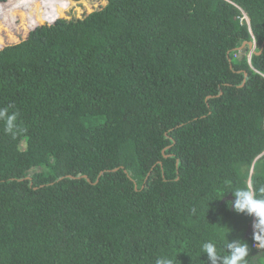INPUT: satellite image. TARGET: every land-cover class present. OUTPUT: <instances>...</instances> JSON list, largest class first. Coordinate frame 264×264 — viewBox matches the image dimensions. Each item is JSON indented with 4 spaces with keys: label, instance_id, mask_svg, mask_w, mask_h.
<instances>
[{
    "label": "trees",
    "instance_id": "16d2710c",
    "mask_svg": "<svg viewBox=\"0 0 264 264\" xmlns=\"http://www.w3.org/2000/svg\"><path fill=\"white\" fill-rule=\"evenodd\" d=\"M103 1L0 2L37 25L0 72V264H210L233 239L264 264L228 203L264 195V0Z\"/></svg>",
    "mask_w": 264,
    "mask_h": 264
},
{
    "label": "clouds",
    "instance_id": "9594fccd",
    "mask_svg": "<svg viewBox=\"0 0 264 264\" xmlns=\"http://www.w3.org/2000/svg\"><path fill=\"white\" fill-rule=\"evenodd\" d=\"M3 1L4 0H0V2ZM244 17L247 20V17L245 15ZM50 22L48 23L50 24ZM32 28H30V30ZM254 49H250V53L254 51ZM249 59H250V54H248V60ZM12 120H13L12 117L7 118V123L9 127H11L12 125ZM229 191L232 193L234 197V200L228 202L230 207L237 213H243L248 216H253L251 222H253L255 217V222L253 225L254 229L256 230L259 228L262 231H264V195L258 196L257 192L253 188V185L250 183L244 187L234 188ZM259 193L264 194V187H261L259 189ZM251 222L249 225H251L250 235L252 236ZM252 240H253V236H252ZM225 247L228 251V254L222 255L220 252H218L216 244L212 243L211 241H205L202 244V253L207 255V259L210 262V264H247L246 257L249 255V248L248 245L245 242H243L242 239L228 240ZM155 264H175V261L169 257H160L157 258Z\"/></svg>",
    "mask_w": 264,
    "mask_h": 264
},
{
    "label": "rangeland",
    "instance_id": "374dc122",
    "mask_svg": "<svg viewBox=\"0 0 264 264\" xmlns=\"http://www.w3.org/2000/svg\"><path fill=\"white\" fill-rule=\"evenodd\" d=\"M7 1L8 0H4L1 3H6ZM102 2L104 1L79 0L76 2L73 0H66V5L61 17L68 18L71 15L81 16L84 13L95 9L98 4H101ZM43 23L48 22L45 21ZM12 25L13 27L11 29L3 24H1L2 28L0 27V72L9 69L14 61L17 60V55L21 56L22 62H24L27 58L24 41L30 29L27 31L25 30L24 20L20 16L16 18L15 24L12 23ZM15 52H17L16 56L13 55ZM242 55L243 53H238L236 57H241Z\"/></svg>",
    "mask_w": 264,
    "mask_h": 264
},
{
    "label": "built area",
    "instance_id": "2783aa9c",
    "mask_svg": "<svg viewBox=\"0 0 264 264\" xmlns=\"http://www.w3.org/2000/svg\"><path fill=\"white\" fill-rule=\"evenodd\" d=\"M254 222H255V217L252 222V236H253L252 247L257 250H264V236L259 233L258 229L256 230L254 229L253 227Z\"/></svg>",
    "mask_w": 264,
    "mask_h": 264
},
{
    "label": "water",
    "instance_id": "95a60500",
    "mask_svg": "<svg viewBox=\"0 0 264 264\" xmlns=\"http://www.w3.org/2000/svg\"><path fill=\"white\" fill-rule=\"evenodd\" d=\"M55 19H57V18H55ZM55 19H54L53 21H51V22H54ZM51 22H50V23H51ZM34 27H36V26H34ZM34 27H33V28H34ZM33 28H32V29H33ZM244 44H245V42H244L239 48H240V49L243 48ZM248 46H249L250 49H253V48L255 47V43H254L253 41H249V42H248ZM255 52H256V53H259L260 51H255ZM83 176H85V175H83ZM226 198H227V199H230V200L232 199V197H231L230 194H229ZM250 232H251V225H248L247 228H246L245 237L250 236Z\"/></svg>",
    "mask_w": 264,
    "mask_h": 264
}]
</instances>
